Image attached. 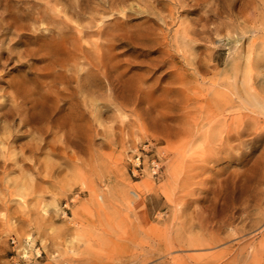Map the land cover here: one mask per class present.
<instances>
[{"label": "rangeland", "instance_id": "rangeland-1", "mask_svg": "<svg viewBox=\"0 0 264 264\" xmlns=\"http://www.w3.org/2000/svg\"><path fill=\"white\" fill-rule=\"evenodd\" d=\"M0 264H264V0H0Z\"/></svg>", "mask_w": 264, "mask_h": 264}, {"label": "bare ground", "instance_id": "bare-ground-1", "mask_svg": "<svg viewBox=\"0 0 264 264\" xmlns=\"http://www.w3.org/2000/svg\"><path fill=\"white\" fill-rule=\"evenodd\" d=\"M104 45V44H103ZM102 45V46H103ZM52 46V45H51ZM58 46V45H57ZM53 49V48H52ZM55 49V48H54ZM58 49V48H57ZM53 52H54V50H53ZM58 53V52H57ZM85 53V52H84ZM55 54V53H54ZM102 54V53H101ZM30 55V54H29ZM50 55V54H49ZM58 55V54H57ZM51 56V55H50ZM66 56L67 55H65V58H66ZM69 56V55H68ZM68 56H67V58H68ZM48 58H49V56H47ZM88 57V56H87ZM97 57V56H96ZM106 57V56H105ZM74 58V57H73ZM53 59V62H54V58H52ZM168 59V58H167ZM64 60H66V59H64ZM68 60V59H67ZM49 61H51L50 59H49ZM56 61V60H55ZM94 61H96L95 62V65H97V68H98V66H99V69L101 70V72L99 73V75H98V80H97V83L95 82V81H93V82H95V85L97 84V87H99V88H101L102 87V83H104L103 81H106V76H107V72H106V69H105V63H104V60H103V56H102V58H100L99 60H94ZM92 63V62H91ZM94 64V63H93ZM48 65V64H47ZM53 64H51V66H52ZM94 65V66H95ZM49 66V65H48ZM44 67V66H43ZM64 72V71H63ZM60 73V72H59ZM62 73V72H61ZM55 74V73H54ZM57 75V74H56ZM61 76V75H60ZM69 76V75H68ZM67 76V77H68ZM40 77V76H39ZM62 77H64L63 75H62ZM61 77V78H62ZM70 78H71V76H69ZM68 77V78H69ZM74 77V76H73ZM91 78V77H90ZM94 79V78H93ZM95 80V79H94ZM62 81V80H61ZM88 81V80H87ZM91 81V80H90ZM92 82V81H91ZM89 83V82H88ZM68 84V83H67ZM63 85H64V83H63ZM93 85V84H92ZM95 85H94V87H95ZM93 87V86H92ZM66 89V88H65ZM95 89V88H94ZM20 90V89H19ZM101 90V89H100ZM97 91H99V90H97ZM95 92V91H94ZM102 92V91H101ZM99 94V93H98ZM97 94V95H98ZM102 95V94H101ZM101 95H99V96H101ZM97 98V97H96ZM38 100V99H37ZM52 100V99H51ZM36 106V102L33 104V106H32V108H34ZM37 109V108H36ZM2 114V113H1ZM4 115V114H3ZM2 115V116H3ZM72 119V118H71ZM29 122H36L37 121V119H35V118H33L32 116L29 118V120H28ZM28 121H26V122H28ZM28 122V123H29Z\"/></svg>", "mask_w": 264, "mask_h": 264}, {"label": "built area", "instance_id": "built-area-1", "mask_svg": "<svg viewBox=\"0 0 264 264\" xmlns=\"http://www.w3.org/2000/svg\"><path fill=\"white\" fill-rule=\"evenodd\" d=\"M10 242H11L12 244H14V243H15V240H14L13 238H11V239H10Z\"/></svg>", "mask_w": 264, "mask_h": 264}]
</instances>
